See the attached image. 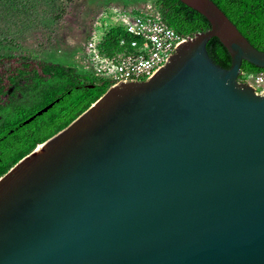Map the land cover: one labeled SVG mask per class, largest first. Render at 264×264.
Instances as JSON below:
<instances>
[{
  "label": "water",
  "instance_id": "obj_1",
  "mask_svg": "<svg viewBox=\"0 0 264 264\" xmlns=\"http://www.w3.org/2000/svg\"><path fill=\"white\" fill-rule=\"evenodd\" d=\"M180 1L209 28L0 175V264H264V90L239 80L264 50L212 0Z\"/></svg>",
  "mask_w": 264,
  "mask_h": 264
},
{
  "label": "trees",
  "instance_id": "obj_2",
  "mask_svg": "<svg viewBox=\"0 0 264 264\" xmlns=\"http://www.w3.org/2000/svg\"><path fill=\"white\" fill-rule=\"evenodd\" d=\"M212 1L254 47L264 50V0ZM153 2L164 21L182 35L190 36L209 28V22L202 14L180 0ZM122 37L128 39L120 28L106 31L100 42L101 50L106 54L120 50L118 42ZM206 48L216 63L225 68L229 66L230 56L216 37L207 41ZM240 71L257 72L264 71V68L242 60ZM94 79L64 64L25 56L0 55V175L37 143L69 123L109 86L104 80L99 82L100 79ZM88 84L93 86L88 87ZM38 95L46 99L44 106L50 102L53 104L25 121L44 107L29 111L23 107ZM17 111L20 113L12 118Z\"/></svg>",
  "mask_w": 264,
  "mask_h": 264
},
{
  "label": "rangeland",
  "instance_id": "obj_3",
  "mask_svg": "<svg viewBox=\"0 0 264 264\" xmlns=\"http://www.w3.org/2000/svg\"><path fill=\"white\" fill-rule=\"evenodd\" d=\"M151 1L0 0V55L25 56L79 69L76 52L83 46L92 20L100 9L109 4L140 7ZM256 89L260 90V87ZM40 97L31 98L23 107L29 111L44 106L46 99ZM19 113L15 112L12 118Z\"/></svg>",
  "mask_w": 264,
  "mask_h": 264
},
{
  "label": "built area",
  "instance_id": "obj_4",
  "mask_svg": "<svg viewBox=\"0 0 264 264\" xmlns=\"http://www.w3.org/2000/svg\"><path fill=\"white\" fill-rule=\"evenodd\" d=\"M120 28L128 35L120 38V50L106 54L101 50L102 35ZM187 35L176 32L163 19L153 1L140 7L109 4L93 19L88 37L76 52L79 70L93 78L115 84L119 80H145L162 65L172 48ZM239 79L264 90V71L240 72Z\"/></svg>",
  "mask_w": 264,
  "mask_h": 264
},
{
  "label": "clouds",
  "instance_id": "obj_5",
  "mask_svg": "<svg viewBox=\"0 0 264 264\" xmlns=\"http://www.w3.org/2000/svg\"><path fill=\"white\" fill-rule=\"evenodd\" d=\"M240 75V74H239ZM240 80V79H239ZM112 85V84H111ZM109 86H110V84H109Z\"/></svg>",
  "mask_w": 264,
  "mask_h": 264
}]
</instances>
